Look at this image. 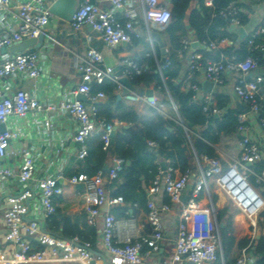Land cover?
Instances as JSON below:
<instances>
[{
	"label": "built area",
	"instance_id": "2783aa9c",
	"mask_svg": "<svg viewBox=\"0 0 264 264\" xmlns=\"http://www.w3.org/2000/svg\"><path fill=\"white\" fill-rule=\"evenodd\" d=\"M57 0H0V50L9 48L28 39H38L45 33L52 18L50 7ZM260 1V0H256ZM111 9H103L98 0H80L72 20L69 22L72 33H79L90 26L97 39L109 48L130 45L134 39H141L142 33L137 26L133 1L108 0ZM212 4V0L209 1ZM143 19L147 25L154 24L167 28L172 20V6L165 0H139ZM239 8L235 3L213 13L229 21L233 27H241ZM123 18V22H121ZM149 40H155L149 31ZM248 56L238 60L236 56L224 57L219 61L203 60L198 54L191 53L187 60L185 82L193 92L192 102L200 100L206 117L212 118L221 114L211 93L202 95L196 77L202 74L206 81L214 86H222L227 74L237 75L234 91L239 101L248 106L250 112L258 116L264 131V75L248 76L259 69L264 70V21L252 33L247 34ZM216 48L215 43H210ZM191 42L182 40L177 55L181 57L189 52ZM163 63V64H162ZM171 65V56L165 51L163 61L158 62V71ZM125 74L130 80L145 72L143 66L134 62L126 63ZM79 71L81 83L75 94L86 97V102L65 100L55 105L42 103L33 94L18 90L11 94L1 87L6 78L26 76L37 80L42 75L39 65V53L36 50H25L16 54H5L0 61V125H5L12 117L22 120L30 113L46 114L59 111L67 114L78 123L74 141L81 146L78 157L85 160L88 156L87 140L96 135L101 136L103 149L107 150L112 142L115 125L99 115V103L106 94H92V85H101L106 80L118 81L114 69L108 66L101 52L94 48L87 50L81 58ZM202 95V96H201ZM201 96V97H200ZM128 101L148 104L157 107L156 100L146 96L128 95ZM246 114L239 117L240 133L246 136L239 143V155L219 158L203 157L205 168L200 167L198 174L192 170L179 172L175 169L163 171L158 165V175L149 188L147 200L146 226L142 233L135 220H117L110 212L112 207L124 205L122 197H111L107 194L106 184L120 181L119 174L124 170L123 160L114 158L108 180L103 172L95 176L76 174L67 176L59 170L54 177L35 179V158L30 151L22 155L19 171L6 166L3 162L8 157L11 142L20 138L19 130L0 132V189L5 180L15 181L20 190L8 196V209L3 222L7 229L6 240L15 245L12 258L1 259L7 264H97L95 257L88 252L89 242L79 238L63 239L45 230L42 223L30 217V201L39 197V210L43 218H49L56 212L54 199L63 195L62 182L70 186H84V207L87 222L91 226L101 225V241L112 264H225L220 253L221 241L216 210L211 201V185L223 193L242 213L251 225V240L264 232V170L257 172L254 167L264 161L259 145L248 136ZM44 132L53 129L51 118L43 122ZM155 147V143H150ZM226 162V166L223 162ZM244 189L240 193L233 185L234 178ZM254 179V184L250 182ZM194 188L190 198L183 202V194L190 182ZM164 194L169 203L157 204L155 197ZM207 197L210 206L202 205L200 199ZM249 200L255 202L250 207ZM181 206L178 233L175 239L173 254L170 258L153 261V257L162 250L164 236L163 214L172 210L171 205ZM106 208V211L103 208ZM262 222V226H259ZM25 238H28L25 239ZM32 239L35 242L29 241ZM244 249L235 264H257L255 258Z\"/></svg>",
	"mask_w": 264,
	"mask_h": 264
},
{
	"label": "crops",
	"instance_id": "0c3cea01",
	"mask_svg": "<svg viewBox=\"0 0 264 264\" xmlns=\"http://www.w3.org/2000/svg\"><path fill=\"white\" fill-rule=\"evenodd\" d=\"M130 1H133L134 4L133 8L136 13L137 26L142 33L141 39H134L130 45H122L118 48H109L102 41L97 39L96 34L92 31L90 26L84 28L79 33H72V31L70 30L69 22H65L59 18L52 16L47 30L43 34L44 43L40 48L36 49V51L39 53V65L42 69L41 77L37 80H33L26 76L6 78L4 81H2L1 87H4L8 94H11L18 90H24L36 96L42 103H52L57 105L65 100H77L79 95L75 94V91L81 83V73L79 71L80 60L85 56L87 50L90 48H94L101 52L105 58L106 64L113 67L114 71L117 68H120L123 75L125 74L126 63L134 62L140 66H143L145 68V72H157L160 74V76H162V73L158 71V62L161 61L164 57L162 51H166L169 55H171L174 51V48L170 42V37L166 33L167 28L162 29L154 24L147 25L143 19V11L140 7L139 0ZM165 1H168L173 9L171 1ZM197 1L198 0H195V2ZM209 1L210 0H203V5L209 10L211 19H215L217 17H214L213 13L217 12V10L214 6L213 0L212 4H210ZM233 1L240 10L239 14L241 17V21L243 22V25L241 27L245 29L247 34L252 33L264 21V0ZM98 5L103 9H111V5L108 0H98ZM123 21V18H121V22ZM229 29L236 34L237 38L235 40H223L220 43L210 42L215 43L216 48H211L210 43L206 40L199 42L193 36H189L187 38V40L191 42L190 51L183 54L181 57L177 55V58L180 61L183 69L181 71L182 80L180 79L176 81L175 85L181 84L182 91L190 90L188 84L185 82V77L187 74V60L188 56L191 53L198 54L203 60H214L211 58H204L201 53L210 50L222 51L232 48H234V50H237L240 43L246 39H240L239 35L235 32V29H237L236 27L230 26ZM149 31L151 32V34H159L162 46H160V44L156 41L152 43L149 40ZM194 44L196 45L194 46ZM3 56L4 54H2L0 51V61L2 60ZM257 74L264 75V70L259 69L258 71H254L248 76V78H253ZM137 76H134L131 82H133L134 78H136ZM237 78V75H225L224 84L222 86H214L210 93L212 94L216 105L218 104V99L216 98L219 97L220 100H223L225 109L236 110L241 116L244 114L238 109V104L241 102L239 101L234 91V85ZM109 81L117 86L114 94L116 98H118V96L121 94V87L117 84L116 81ZM196 82L201 88L202 95L207 94L209 89L208 86L205 85V83L207 82L205 77L202 74H199L196 77ZM139 86L146 90H152L154 92L153 98L157 103L156 108L145 103L138 104L132 101H128L124 97L120 101H123L127 106L132 108L140 116H147L149 108H154L166 120L173 122H177L179 120L176 104L168 88L166 87V84V91L163 93L157 92L154 85H151L150 87H145L144 85ZM107 100L108 97L106 96L105 99L101 100L98 106L99 115H101L105 120L109 117L110 114L109 110L107 108H104V105L107 104ZM200 100L197 103L200 104ZM120 101L117 99V102ZM115 113H117L116 106L113 108V114ZM214 117L216 118V116ZM46 118H51L53 122V129L49 133L44 132L42 125V122ZM217 118H219V115ZM245 118V125L249 129L247 132V136L253 142L259 145L260 151L264 156V131L259 118L251 112L247 113ZM110 123L114 124L115 128L117 129L116 136L122 129H136L134 125L120 122L117 119H111ZM4 126L6 130H19L21 133L18 140L11 142L8 149V157L3 162L6 166L14 169L15 171H19L22 155L26 151H30L35 158V179L37 180L46 177H54L57 175V172L60 169L63 170L67 176L76 175L82 173L85 170V160H81L78 157L81 146L74 141V137L76 136L78 130V123L70 118V116H68L67 114L61 113L58 110L49 113L48 115L30 113L26 118L22 120H18L17 118L12 117ZM185 129L192 136H194L190 128L187 127ZM196 129L198 130V135L194 137H199L201 130H199L198 128ZM245 136L246 134L240 133L239 130H237V133L235 135L229 138L222 139L220 144L214 147L216 149L217 155L219 156V159L222 160L225 156L239 155V143ZM156 147L157 146L152 148L156 149ZM190 153V167L188 168V170H192L195 174H198L200 167L205 168L203 157L200 160L191 145ZM114 158L116 157H112L109 159V162L107 163L103 171V174L106 176L107 180L109 172L114 165ZM163 163H160L159 161L156 162L157 166L160 165L161 168ZM224 163L226 164L225 161ZM164 164L166 166V170L172 168L181 172L178 168H175L172 165L173 162L171 160H167V163ZM128 165L126 163V166ZM251 179L253 178H250V182ZM121 181L122 180L120 178V181L118 182L106 184V191L109 196H111L113 192L111 188L112 185L119 184ZM251 183L254 184V181ZM61 185L63 186L64 191L63 195L58 196L54 199L56 208L59 210L62 216L74 220L76 219L80 227L83 228V223L86 222L89 229H97L95 251L92 250L93 237L90 236V240H88V242L91 244V248L88 252H90V255L95 257V261L97 264H112L110 257L106 254L102 245L101 225L99 224L94 227L89 225L87 222L83 200L84 190H81V188H79L78 186H70L65 182H62ZM151 185L152 181L146 189V200H148L149 188ZM193 188L194 180L190 182L186 191L184 192L182 199L183 202H186L187 199L190 198ZM212 188H214L213 191ZM212 188L210 190L211 201L212 195H216L218 197L215 206L212 202L215 210H221L227 206H231V208L236 211L233 219V236L236 241L235 249L237 248L238 243L245 239H249L250 242L259 239L263 233H260V235L255 237V239L252 241V229L246 217L242 213H240L232 204V202L217 188H215L214 185ZM19 190V185L11 179L3 181L2 187L0 189V264H7L6 262H1V259L12 258L16 250L15 245L6 240L7 229L3 222V216L9 206L7 202L8 196L17 194ZM154 199L157 204L169 203L167 196H165L164 194H160ZM200 201L202 205L210 206V202L207 197L201 198ZM171 207L172 210L169 213L163 214L162 216L165 239L163 241L162 250L159 254L155 255L152 258L153 261L170 258V256L173 254L174 243L178 233L181 206L173 204L171 205ZM103 210L106 211L105 208H103ZM146 214L147 202L144 208L141 206H134V210H130V217L128 218L130 220H135L142 233H146L148 229L146 226ZM30 217L39 220L44 226L45 230L49 231L47 227L48 218H43L39 210V197H36L30 201ZM220 225H223L224 228L225 223H218L219 231L223 229L220 228ZM25 239L28 240V238ZM29 241L35 246V242L32 239H29ZM243 251L244 250L241 251L240 256L243 254ZM245 253L252 255L249 252ZM221 256L222 252L220 253V258ZM49 264L60 263L54 262Z\"/></svg>",
	"mask_w": 264,
	"mask_h": 264
},
{
	"label": "trees",
	"instance_id": "16d2710c",
	"mask_svg": "<svg viewBox=\"0 0 264 264\" xmlns=\"http://www.w3.org/2000/svg\"><path fill=\"white\" fill-rule=\"evenodd\" d=\"M170 1L173 5L172 20L166 33L174 48L170 55L171 65L163 71L162 76L157 72L146 71L134 78L133 83L145 87L154 85L155 90L160 93L166 91V84L176 104L179 120L177 122L166 120L154 108H149L147 116H140L123 101L117 102L114 94L117 86L109 80L101 85H92V94L104 93L108 97L107 104L104 105V108L110 112L109 117H105L107 121L117 119L136 127V129H122L107 150L103 149L100 135L91 137L87 141L88 156L85 159V170L82 174L95 176L98 172H103L112 157L121 159L125 163L124 170L119 174L122 181L111 187L113 190L111 197H122L124 200V206H115L110 209L117 220L128 219L130 210H134V206L145 207L146 189L158 174L157 161L167 163V160H171L175 168L185 172L190 167V145L200 160L204 156L219 158L214 147L219 145L222 139L235 135L240 126L239 112L225 109V104L219 97L216 99H218L217 107L221 114L219 118L208 119L201 104L192 102L193 92L182 91L181 84L175 85L176 81L182 80L183 67L176 54L181 41L189 36H193L199 42L206 40L209 43H220L227 39L235 40L236 34L229 29L232 25L221 17L211 19L209 10L203 5V0L197 2L195 0ZM213 3L218 11L235 2L233 0H213ZM238 19L242 26L240 14ZM247 41V39L242 41L237 50L234 48L222 51L210 50L201 54L204 58H211L215 61H219L222 56H236L238 60H243L248 56ZM115 106L117 113L113 114ZM188 124L201 130L199 137H194L186 131ZM150 143H155L156 149L150 147ZM126 163L129 165L126 166ZM223 165L226 166L224 162ZM254 169L257 172L263 170L264 162L256 165ZM217 200L218 197L212 195L214 206ZM235 214L236 211L231 206L221 210L216 209L217 222L225 223L224 228L219 231L225 264H235L244 249L254 256L257 264H264V232L259 239L253 242L249 239L239 242L235 249L236 241L233 236ZM259 226H262V222H259ZM47 227L49 233L59 235L63 239L70 240L77 237L82 242H88L89 237L92 236V250L95 251L97 229H89L86 222L83 223L82 228L76 219L62 216L56 208L55 214L47 220Z\"/></svg>",
	"mask_w": 264,
	"mask_h": 264
},
{
	"label": "water",
	"instance_id": "95a60500",
	"mask_svg": "<svg viewBox=\"0 0 264 264\" xmlns=\"http://www.w3.org/2000/svg\"><path fill=\"white\" fill-rule=\"evenodd\" d=\"M79 4H80V0H57L50 7V12H51L53 17L59 18L65 22H70L72 20V16L74 15ZM235 32L239 35L241 40H244L247 37V32L245 31V29L243 27L235 29ZM153 38L156 42H158L160 44V46H162L159 34L154 33ZM43 43H44V36L41 35L38 39L33 38V39L24 40L18 44H15L12 47L3 48L0 51L4 55L5 54H16V53H19V52L25 51V50H36V49L40 48ZM195 45L196 44H194V46ZM162 53L165 54V51L163 50ZM162 61H163V59H162ZM114 74L118 77L117 84L121 87V94L117 98L119 101L123 97L128 96V95L146 96L150 99H152L154 97V92L152 90H146L140 86H137L133 82H131V80L128 77L123 76L120 68H117L114 71ZM205 85L208 86V89H209L208 93H210L212 88L214 87V84L212 82L207 81L205 83ZM77 100L82 101V102H86V98L83 95H79ZM238 109L240 112H242L244 114H247L250 112L249 107L242 104V103L238 104ZM217 117L218 116H216V118ZM188 128L191 129V132L194 136L198 135V130L196 128H194L192 126V124H188ZM116 130L117 129L115 128L112 135H111L112 136L111 144L113 143V140L116 136ZM5 131H6L5 126L1 124L0 125V132H5ZM127 165H128V163H127ZM162 170L163 171L166 170V166L164 163L162 164ZM78 187L81 188V190H84L83 185H79ZM220 228H223V225H220Z\"/></svg>",
	"mask_w": 264,
	"mask_h": 264
},
{
	"label": "bare ground",
	"instance_id": "6f19581e",
	"mask_svg": "<svg viewBox=\"0 0 264 264\" xmlns=\"http://www.w3.org/2000/svg\"><path fill=\"white\" fill-rule=\"evenodd\" d=\"M236 180V177L234 178V181H233V185L235 187V190L239 191L240 193L242 192V190L244 189L243 187L240 186L239 183H237ZM249 203H250V207L254 206L255 202L253 200H249Z\"/></svg>",
	"mask_w": 264,
	"mask_h": 264
},
{
	"label": "rangeland",
	"instance_id": "374dc122",
	"mask_svg": "<svg viewBox=\"0 0 264 264\" xmlns=\"http://www.w3.org/2000/svg\"><path fill=\"white\" fill-rule=\"evenodd\" d=\"M251 182H253V180H251ZM211 186L213 187V184H212ZM212 187H211V188H212ZM215 188H216V187H215ZM213 189H214V188H212V191H213Z\"/></svg>",
	"mask_w": 264,
	"mask_h": 264
}]
</instances>
